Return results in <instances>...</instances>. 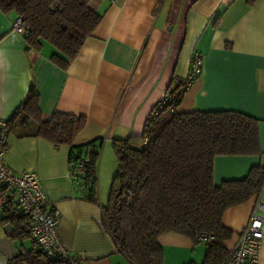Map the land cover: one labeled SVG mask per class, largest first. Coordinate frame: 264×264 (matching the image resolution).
<instances>
[{
  "label": "crops",
  "instance_id": "crops-1",
  "mask_svg": "<svg viewBox=\"0 0 264 264\" xmlns=\"http://www.w3.org/2000/svg\"><path fill=\"white\" fill-rule=\"evenodd\" d=\"M88 5L101 14L100 21L64 64L52 57L49 42L29 46L12 29L16 13L0 10L1 117L11 118L33 85L43 121L54 112L84 117L74 145L99 138L102 157H110L114 138L142 135L154 106L185 78L192 53L199 51L201 73L176 110H234L255 118L258 128L260 153L215 156L213 182L241 179L253 166L264 167V0H89ZM16 123L3 161L16 174H37L47 206L59 211L57 232L67 250L80 264L126 262L102 223L103 194L92 203L74 190L70 145L33 135L34 120L21 125L15 117ZM253 200L224 211L222 224L232 231L224 241L228 249L247 223ZM6 206H0V264H22L16 257L33 243L17 230L27 228L28 220L12 198ZM158 241L163 264H194L190 251L197 242L175 232ZM204 251L205 246L200 264ZM259 261L264 262V239Z\"/></svg>",
  "mask_w": 264,
  "mask_h": 264
},
{
  "label": "trees",
  "instance_id": "trees-1",
  "mask_svg": "<svg viewBox=\"0 0 264 264\" xmlns=\"http://www.w3.org/2000/svg\"><path fill=\"white\" fill-rule=\"evenodd\" d=\"M88 2L0 0V10L14 11L21 19V35L29 46L39 48L43 41L49 42L55 50L52 57L64 64L76 55L100 21L101 14L92 10ZM159 105L153 108L156 115L147 118L141 136L112 140L117 170L108 202L102 206V223L118 251L131 264H163L158 239L167 232L197 243L200 232L213 234L214 239L204 242L202 264H220L228 250L224 241L232 235L222 224V215L227 208L255 196L264 180V167L253 166L241 179L215 184L213 160L217 155L259 154L257 120L234 110L179 112L176 108L169 111L167 104L161 108ZM15 117H19L21 125L34 120L33 135L55 145H70L68 163L74 190L80 198L98 203L101 141L96 138L74 145L85 118L54 112L43 121L33 85L24 105L6 119L10 130L17 125L13 124ZM79 160H83V165L76 171ZM8 201L3 206L7 207ZM13 216L16 217L15 211ZM17 233L28 234V226L23 225ZM32 243V249L20 253L15 260L22 264H63L48 256L33 240Z\"/></svg>",
  "mask_w": 264,
  "mask_h": 264
},
{
  "label": "built area",
  "instance_id": "built-area-1",
  "mask_svg": "<svg viewBox=\"0 0 264 264\" xmlns=\"http://www.w3.org/2000/svg\"><path fill=\"white\" fill-rule=\"evenodd\" d=\"M12 29L19 34L24 33V26L19 17L11 23ZM202 55L199 51L192 53L189 70L184 79L177 81L171 93L162 95L160 105H168L169 111H174L183 94L200 75ZM156 112H152V116ZM10 132L7 120L0 116V206L12 198L20 212L29 220V237L50 257L57 258L63 264H80L77 257L69 252L57 232L59 211L47 206L46 194L43 191L38 176L33 171H23L16 174L3 161L7 149V139ZM83 160H79L75 170L80 171ZM214 239L211 233L200 232L197 240L200 242ZM264 239V180L260 190L255 194L250 214L245 226L239 231L237 239L223 256L220 264H264L259 261V253Z\"/></svg>",
  "mask_w": 264,
  "mask_h": 264
},
{
  "label": "rangeland",
  "instance_id": "rangeland-1",
  "mask_svg": "<svg viewBox=\"0 0 264 264\" xmlns=\"http://www.w3.org/2000/svg\"><path fill=\"white\" fill-rule=\"evenodd\" d=\"M102 150L103 148H101L100 150V158L98 163V194L100 195V192L101 194H103V197L105 198L107 204L111 181L117 170V163L112 147H111L110 157H106L105 153L103 154L102 157ZM204 245H205L204 242H198L195 245L197 246V248L194 249V251L193 250L190 251V254L194 255L193 257L194 264H200L203 255L202 249ZM125 261L126 262H123V264H130L129 262H127V260Z\"/></svg>",
  "mask_w": 264,
  "mask_h": 264
}]
</instances>
